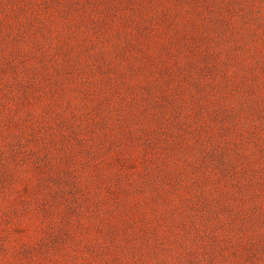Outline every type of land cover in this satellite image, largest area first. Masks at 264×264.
<instances>
[{
	"label": "rangeland",
	"instance_id": "374dc122",
	"mask_svg": "<svg viewBox=\"0 0 264 264\" xmlns=\"http://www.w3.org/2000/svg\"><path fill=\"white\" fill-rule=\"evenodd\" d=\"M0 264H264V0H0Z\"/></svg>",
	"mask_w": 264,
	"mask_h": 264
}]
</instances>
